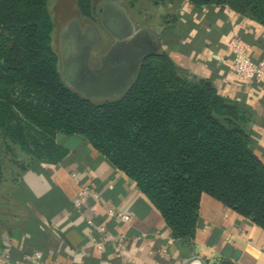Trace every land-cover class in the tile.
<instances>
[{"label": "trees", "instance_id": "16d2710c", "mask_svg": "<svg viewBox=\"0 0 264 264\" xmlns=\"http://www.w3.org/2000/svg\"><path fill=\"white\" fill-rule=\"evenodd\" d=\"M47 1L0 0L4 135L33 159L59 153L56 134L86 139L135 181L174 239L194 237L203 194L264 230V163L251 149L244 105L220 95L211 81L189 77L166 51L153 49L120 98L95 103L81 97L60 77ZM91 1L77 0L86 17ZM188 1L226 6L264 26V0ZM21 118L48 131L39 133L41 142L33 148ZM206 264L235 263L221 258Z\"/></svg>", "mask_w": 264, "mask_h": 264}, {"label": "crops", "instance_id": "0c3cea01", "mask_svg": "<svg viewBox=\"0 0 264 264\" xmlns=\"http://www.w3.org/2000/svg\"><path fill=\"white\" fill-rule=\"evenodd\" d=\"M156 16L143 30L191 78L212 82L220 95L244 105L250 122L251 149L264 163V81H238L232 72L229 41L237 37L253 61L264 56V26L226 6H196L188 0L155 2ZM150 49V50H151ZM55 156L26 158L15 180L0 194V251L9 245L14 263L41 251L39 264H184L228 259L235 264H264V230L219 201L203 194L199 222L190 240L174 239L170 228L135 181L78 135L56 134ZM4 184V183H3ZM90 187L100 195L79 209L77 192ZM94 208L92 211L91 208ZM109 207L132 216L124 224L106 216ZM105 224L125 236L129 256L92 245L93 226Z\"/></svg>", "mask_w": 264, "mask_h": 264}, {"label": "rangeland", "instance_id": "374dc122", "mask_svg": "<svg viewBox=\"0 0 264 264\" xmlns=\"http://www.w3.org/2000/svg\"><path fill=\"white\" fill-rule=\"evenodd\" d=\"M90 5L92 14L86 17L77 0L47 1L51 46L68 88L95 103L116 100L132 85L144 55L154 46L142 27L155 18L157 8L154 0H92ZM21 123L31 146L41 142L39 133L48 132L25 118ZM27 157L0 128V194Z\"/></svg>", "mask_w": 264, "mask_h": 264}, {"label": "built area", "instance_id": "2783aa9c", "mask_svg": "<svg viewBox=\"0 0 264 264\" xmlns=\"http://www.w3.org/2000/svg\"><path fill=\"white\" fill-rule=\"evenodd\" d=\"M229 48L233 64L232 72L238 81H264V56L257 61L251 60L246 44L237 37L230 39ZM87 200L98 203L100 201V195L90 187H83L77 192L72 203L75 209H79ZM91 210L93 211L94 208L92 207ZM106 216L124 224L132 221V216L130 214L115 207L107 208ZM87 224L93 226V229L98 234L96 238L92 239V245L96 250L102 251L106 247H109L117 258L121 260L128 259L129 248L123 234L114 233L103 223L94 225L92 220H87ZM9 249V245H7L4 250L0 251V264H20L14 263L11 260ZM41 256L42 252L37 250L34 251L30 258L24 257L22 260L30 264H39Z\"/></svg>", "mask_w": 264, "mask_h": 264}, {"label": "water", "instance_id": "95a60500", "mask_svg": "<svg viewBox=\"0 0 264 264\" xmlns=\"http://www.w3.org/2000/svg\"><path fill=\"white\" fill-rule=\"evenodd\" d=\"M184 264H206L198 257L188 259Z\"/></svg>", "mask_w": 264, "mask_h": 264}]
</instances>
